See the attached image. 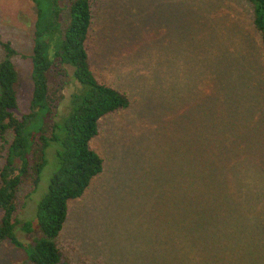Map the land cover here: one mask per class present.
<instances>
[{"label": "rangeland", "instance_id": "1", "mask_svg": "<svg viewBox=\"0 0 264 264\" xmlns=\"http://www.w3.org/2000/svg\"><path fill=\"white\" fill-rule=\"evenodd\" d=\"M60 5L64 28L68 1ZM91 13L90 68L130 105L99 121L91 148L103 171L69 204L57 239L62 261L264 264V57L251 4L91 0ZM35 20L32 0H0V42L16 51L18 118L28 112L32 94ZM68 81L52 70L50 91L59 95L60 88L67 97ZM5 156L6 149L0 170ZM52 170L50 162L34 193L32 180H23L17 219L35 222ZM200 183L215 200L206 199ZM246 190L244 213L223 212ZM17 236L31 244L39 233L18 230ZM0 264L31 263L4 241Z\"/></svg>", "mask_w": 264, "mask_h": 264}, {"label": "trees", "instance_id": "2", "mask_svg": "<svg viewBox=\"0 0 264 264\" xmlns=\"http://www.w3.org/2000/svg\"><path fill=\"white\" fill-rule=\"evenodd\" d=\"M32 1L36 8L29 57L32 94L28 112L20 118L14 114L18 107V74L12 57L16 51L10 42H0V157L6 149L0 170V243L8 241L22 250L31 264H67L62 261L57 239L67 220L69 204L82 197L90 182L103 171V159L91 148V141L98 134L100 119L128 108L130 100L125 93L99 82L90 68L86 41L92 19L91 0H67L68 23L64 28L60 22L61 0ZM247 1L264 57V0ZM52 70L57 76L69 77L71 92L67 97L60 88L59 95L50 91ZM8 133L12 134L10 140ZM50 162L53 173L37 204L35 222L17 219L14 214L21 183L31 179L34 193ZM199 185L206 199H216L210 187ZM247 191L238 194L240 202L234 197L228 200L223 212L244 213ZM18 230L37 231L39 236L25 244L18 238ZM202 247L196 248V253Z\"/></svg>", "mask_w": 264, "mask_h": 264}]
</instances>
